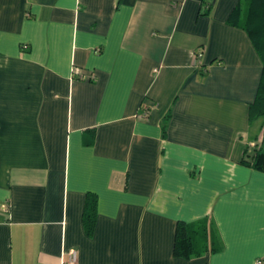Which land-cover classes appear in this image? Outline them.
Segmentation results:
<instances>
[{"label":"crops","instance_id":"crops-1","mask_svg":"<svg viewBox=\"0 0 264 264\" xmlns=\"http://www.w3.org/2000/svg\"><path fill=\"white\" fill-rule=\"evenodd\" d=\"M237 1L0 0V264L69 247L79 264H264V169L240 162L261 59L227 23ZM205 219L194 246L218 249L181 258L176 231Z\"/></svg>","mask_w":264,"mask_h":264},{"label":"trees","instance_id":"trees-1","mask_svg":"<svg viewBox=\"0 0 264 264\" xmlns=\"http://www.w3.org/2000/svg\"><path fill=\"white\" fill-rule=\"evenodd\" d=\"M229 25H234L246 32L250 38L253 48H255L261 59V74L258 80V86L255 91L254 100L249 104L248 117L250 121L260 119L261 136L260 143L253 149L251 154H246L241 158L240 162L247 166H251L256 170L264 169V0H238L232 8L227 18ZM198 55V54H196ZM166 124L161 125L165 128ZM96 196L93 193L87 194L84 201V209L82 212V224L87 234H91L93 224L96 218ZM210 222L207 219L203 220L202 225H196L195 228L185 225L176 231V246L177 254L181 258H190L191 256L200 255L202 252L216 251L218 246L214 242L203 244L201 250L195 248L193 243L195 233L200 235L197 241H204V236L209 232L208 227ZM194 229V230H191Z\"/></svg>","mask_w":264,"mask_h":264},{"label":"built area","instance_id":"built-area-1","mask_svg":"<svg viewBox=\"0 0 264 264\" xmlns=\"http://www.w3.org/2000/svg\"><path fill=\"white\" fill-rule=\"evenodd\" d=\"M260 140H261L260 137H258L257 141H253L250 143L252 146V152H253V149L256 146H258V144L260 143ZM63 251H64V255H66V259L62 258V260L60 261L61 264H79L77 260V250H75L73 247H69ZM254 264H263V261L261 259H256L254 261Z\"/></svg>","mask_w":264,"mask_h":264},{"label":"rangeland","instance_id":"rangeland-1","mask_svg":"<svg viewBox=\"0 0 264 264\" xmlns=\"http://www.w3.org/2000/svg\"><path fill=\"white\" fill-rule=\"evenodd\" d=\"M259 124H260V120L257 121V122H255V125H258V127H259ZM251 148H252V147H251Z\"/></svg>","mask_w":264,"mask_h":264}]
</instances>
